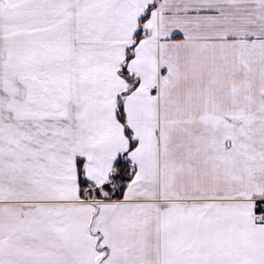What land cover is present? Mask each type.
<instances>
[{"label":"snow or ice","instance_id":"1","mask_svg":"<svg viewBox=\"0 0 264 264\" xmlns=\"http://www.w3.org/2000/svg\"><path fill=\"white\" fill-rule=\"evenodd\" d=\"M0 264H264V0H0Z\"/></svg>","mask_w":264,"mask_h":264}]
</instances>
